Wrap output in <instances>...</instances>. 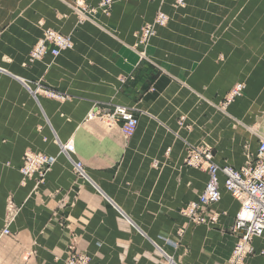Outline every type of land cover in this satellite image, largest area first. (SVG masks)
<instances>
[{
  "label": "crops",
  "instance_id": "1",
  "mask_svg": "<svg viewBox=\"0 0 264 264\" xmlns=\"http://www.w3.org/2000/svg\"><path fill=\"white\" fill-rule=\"evenodd\" d=\"M100 1L84 0L80 18L72 0H0V264H62L71 250L90 264H230L238 204L222 189L203 223L181 216L207 183L185 159L207 148L238 169L255 155L264 0H113L108 15L91 12ZM160 10L168 25L139 46ZM45 29L73 48L30 64ZM239 82L242 97L223 107ZM113 105L138 119L130 138L95 116ZM25 151L53 159L38 186L22 183ZM9 202L18 213L6 225ZM252 248L246 264H264V234Z\"/></svg>",
  "mask_w": 264,
  "mask_h": 264
},
{
  "label": "built area",
  "instance_id": "2",
  "mask_svg": "<svg viewBox=\"0 0 264 264\" xmlns=\"http://www.w3.org/2000/svg\"><path fill=\"white\" fill-rule=\"evenodd\" d=\"M124 1V0H122ZM76 11L79 17H84L85 6L82 0H76ZM113 0H102L91 12H100L108 15L111 11ZM168 23V16L158 12L153 21L137 33L139 46H147L157 27H164ZM73 48L70 36L63 35L53 29H45L31 52L28 62L30 64L43 59L46 55L55 58L64 51ZM1 72V70H0ZM37 93H44L51 99H62L57 93L43 91L37 84ZM244 87L235 85L224 98L225 106L240 97ZM95 116L106 117L120 124V129L125 138H130L136 131L138 119L134 112L126 107L113 105L107 109L96 108ZM258 145L254 157L245 162L238 169L229 166H219L213 160V153L207 148L190 147L185 159V165L195 169H205L207 183L204 190L195 201L182 207L180 215L194 225L205 221V210L217 204L221 199V189L227 192L238 204V211L231 228L236 237L232 250L230 264H246V258L253 252L252 242L264 234V135L257 136ZM64 151L71 160L70 154L74 152V146L70 143L64 145ZM53 159L42 153L25 151L23 155L20 174L22 183L33 181L40 185L52 164ZM76 174L83 176V169L78 164H73ZM18 213L17 207L12 202L7 204L6 225H9ZM8 229H4L2 235H8ZM62 264H90L89 259L82 254L70 251Z\"/></svg>",
  "mask_w": 264,
  "mask_h": 264
},
{
  "label": "rangeland",
  "instance_id": "3",
  "mask_svg": "<svg viewBox=\"0 0 264 264\" xmlns=\"http://www.w3.org/2000/svg\"><path fill=\"white\" fill-rule=\"evenodd\" d=\"M75 1H76V0H72L73 4L75 3ZM82 1L84 2V0H82ZM124 1H125V0H124ZM84 4H85V2H84ZM183 5H184L183 0H175L174 3L172 4V6H173L174 8L182 7ZM74 7L76 8V5H75V4H74ZM158 12L164 13V12L161 11V10L158 11ZM158 12H157V13H158ZM157 13H156V14H157ZM164 14L167 15L166 13H164ZM167 16H168V15H167ZM169 21H170V18H169V16H168V23H169ZM168 23H167L165 26H167ZM165 26H164V27H165ZM157 28H160V27H157ZM237 84H242L243 87H245V84H244L243 82H239V83H237ZM237 84H235V85H237ZM235 85H234V86H235ZM234 86H233V87H234ZM233 87H232V88H233ZM232 88H231V89H232ZM231 89L229 90V92L231 91ZM243 91H244V90H243ZM229 92H228V93H229ZM228 93H227V94H228ZM227 94H226V95H227ZM226 95H225V97H226ZM242 95H243V92H242ZM242 95H241L240 97L235 98L234 101H235L236 99H238V98H241ZM225 97H224V98H225ZM234 101H232V102H234ZM232 102H231V103H232ZM231 103H230V104H231ZM222 104H223V107H227V106L229 105V104H228V105L225 106V101H224V100H223V103H222ZM254 135H255L256 138L258 139L257 136H262V135H264V133H263V134H261V133H254Z\"/></svg>",
  "mask_w": 264,
  "mask_h": 264
},
{
  "label": "bare ground",
  "instance_id": "4",
  "mask_svg": "<svg viewBox=\"0 0 264 264\" xmlns=\"http://www.w3.org/2000/svg\"><path fill=\"white\" fill-rule=\"evenodd\" d=\"M222 190V189H221ZM7 213V212H6ZM9 227V226H8ZM8 229V228H7ZM71 247V246H70ZM233 248V247H232ZM254 248V247H253Z\"/></svg>",
  "mask_w": 264,
  "mask_h": 264
}]
</instances>
